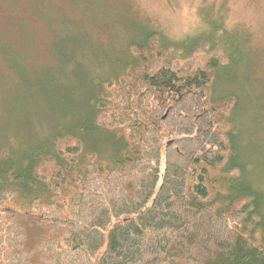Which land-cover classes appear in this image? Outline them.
<instances>
[{"label":"trees","instance_id":"obj_1","mask_svg":"<svg viewBox=\"0 0 264 264\" xmlns=\"http://www.w3.org/2000/svg\"><path fill=\"white\" fill-rule=\"evenodd\" d=\"M60 21L61 29L68 20ZM17 29L31 44L25 24ZM49 30L56 56L74 57L85 42ZM214 30L182 40L181 57L152 28L140 30L126 46L130 61L92 79L82 121L50 132L16 165L8 160L14 167L10 185H0V264H264V190L246 179V159L236 163L238 100L212 91L225 64L236 62L235 41ZM218 39L227 47L217 55L194 56ZM11 47L19 48L0 34V54ZM102 131L121 145L112 143L111 165L84 156L85 140ZM31 173L47 196L16 208L19 188L30 193Z\"/></svg>","mask_w":264,"mask_h":264},{"label":"rangeland","instance_id":"obj_2","mask_svg":"<svg viewBox=\"0 0 264 264\" xmlns=\"http://www.w3.org/2000/svg\"><path fill=\"white\" fill-rule=\"evenodd\" d=\"M92 1L45 0L42 5L23 0L13 5L0 0V34L19 46L0 54V185H10L16 157L29 154L50 132L82 121L89 111L92 79L97 73L111 77L114 67L130 61L126 46L140 30L152 28L173 46V55L181 57L186 54L178 45L182 40L211 37L219 26L235 41L237 63L225 64L224 78L216 76L212 91L215 96H236L239 103L231 117L240 152L236 163L241 166L246 159V179L264 190V0ZM84 6H88L86 13L81 11ZM62 18L68 21L60 32ZM19 22L25 24L31 44L25 41L26 33L17 29ZM53 26L61 35L68 31L77 33L79 39L85 37L74 57L68 53L56 56L49 50ZM224 47L218 39L214 48L199 50L194 56L207 60ZM85 141L84 156L93 153L108 165L116 159L114 148L121 146L118 136L106 131ZM112 143L117 145L113 148ZM226 173V178L234 177ZM30 178V193L19 188L16 208L31 196H47L33 173Z\"/></svg>","mask_w":264,"mask_h":264}]
</instances>
